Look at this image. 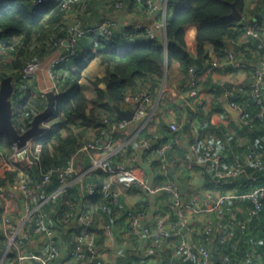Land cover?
<instances>
[{"label": "crops", "instance_id": "1", "mask_svg": "<svg viewBox=\"0 0 264 264\" xmlns=\"http://www.w3.org/2000/svg\"><path fill=\"white\" fill-rule=\"evenodd\" d=\"M156 1L162 6L167 3V0ZM242 2L243 17L240 20L242 24L263 21L264 0H242ZM139 7H133V12L128 13V8L126 11L116 10L111 0H86L82 6L74 5L68 9L67 21L69 24L79 23L81 25L106 21L117 31L116 37L120 49L126 41L134 38L127 31V26L140 19L143 9L141 10ZM152 18L153 16L147 14L144 21H150ZM197 27L198 23H189L183 27L187 51L194 59V68L198 66L197 59H199L196 52ZM158 38L161 42H165V30L158 31ZM69 47L67 40H64L63 44L45 57L44 61L54 54L66 52ZM225 47L226 53L228 50H234L238 56L246 53L248 65L243 69L233 68L228 63L226 55L223 58L219 57L213 51L212 44L207 43L206 50L210 58L207 60L199 59L201 61L200 71L203 72L199 75L201 83L197 85L196 91L193 93L188 85L190 73L184 72L177 61H167L165 53L162 76L154 73L150 76H136L126 84L123 104L121 106L114 105L115 108L117 106L124 111L130 110L133 108L131 96L139 90H147L152 98L150 106L154 113L152 117H149V125L144 130L149 134L147 137H150L155 143L170 138V134H168L170 120L176 119L179 122L182 141L179 146L174 148V151H170L171 153L166 155L168 160L166 166L161 164L155 152L148 149L149 145L143 143V139L147 137L142 138L140 136L141 131L144 130L140 128L142 121L139 119L126 120L127 124L121 128H112L108 124L106 126L104 124L101 128L93 124L81 130L83 143L92 142L96 147L91 150V158L85 156L77 161V174L89 168L93 160L111 156V159L125 166L136 164L139 173L150 176L152 183L147 189L139 184L125 188L111 173L96 170L87 174L86 176L92 179L99 178L103 174L102 181L108 182L119 193L121 208L117 210L116 214H112L107 207V203L104 202L101 188L97 192L79 191L78 202L75 205L69 204V210L66 212H61L56 204L47 205L46 209L44 208V213L49 225L55 230L61 248L60 256L56 259H47L45 262L34 258H26L25 261L19 263L14 258L17 252L13 251L10 257L13 264H183L178 256V240L169 238L157 240L151 236L134 234L128 227L123 211L126 208L143 211L141 228L153 230L156 219L164 213L170 215L173 224H176L178 218L172 195L162 188L152 192L149 191L150 188L163 186L170 180L175 181L179 186L184 187L182 190L179 188L181 200L191 206L190 200L193 196L204 200L209 193L214 196L233 194L244 187L240 179L226 180L218 176L213 164L203 160L201 153L207 142H213L217 151L223 157L222 163L225 167L231 165L236 158L244 154L245 144L249 141V138L243 131V124L246 121H243L242 118L243 107L241 104H245L244 99L246 96L248 97V84L253 69L260 65L263 59L264 40L248 36L241 30L234 38L225 40ZM89 50L95 52V47L91 46ZM213 59L218 60L220 66L210 73L204 72ZM59 65L63 82L70 71L75 69L74 62L69 58ZM107 68V63H104L99 55L93 56L81 71L80 90L89 97H96L97 90L93 86V81L97 77L106 75ZM8 76H12L17 89V75L11 74ZM207 78L209 83L203 84ZM30 83L36 84L32 91L35 95L37 93L44 94L46 106L45 92L50 84L47 73L40 72ZM62 85L64 84L62 83ZM227 86L233 87L232 90L238 93V96L235 97L236 100L232 103L225 95V91L228 89ZM240 108L242 109L240 110ZM46 123L48 127H51L62 136L67 135L64 123L58 118L50 117ZM71 127L75 133L80 131V128L75 125H71ZM102 130L111 139L112 149L105 147L99 139L98 135ZM35 139H37V136L33 138V140ZM191 142L197 144V150L194 161L189 162L185 157V153L189 150L188 145ZM259 154L262 155V152H259ZM5 158L6 155L0 152V170L6 167ZM246 176L241 179L246 180ZM13 186L9 185L8 187L9 190H13L11 196L9 194L0 195V255L6 248V242L1 231L3 217L8 215L13 221L18 222L24 210V199ZM43 192L41 194H44ZM45 192L47 193V191ZM236 196L237 194L232 197V201H229L230 198L227 199L221 210L204 209L196 211L192 208L187 209V215L191 219L185 235L186 238L192 243H202L208 246L212 254H216L218 259L223 256L219 253L223 251H220V248H224L223 244L221 246L220 240L230 238L231 230L234 229L238 221L239 223L242 222L246 215L248 207L244 204L245 200ZM81 216L87 222L82 223L79 219ZM207 220L211 221L214 227L213 233L210 235L204 233ZM107 224L110 225V232H107ZM79 229H88L96 237L100 246V251L96 256L76 259L70 254L75 243L74 232ZM28 233V237L19 244L20 252L32 251L45 259L48 254L46 236L43 234L35 235L31 231ZM255 243V241L249 242L247 240L244 245L245 250H254L255 252V248H253ZM232 251L235 252V250ZM189 264L200 263L198 260H194ZM228 264H236L234 258L229 257Z\"/></svg>", "mask_w": 264, "mask_h": 264}, {"label": "trees", "instance_id": "2", "mask_svg": "<svg viewBox=\"0 0 264 264\" xmlns=\"http://www.w3.org/2000/svg\"><path fill=\"white\" fill-rule=\"evenodd\" d=\"M230 1H235L239 9L243 11L242 0H167L165 42H161L158 37L154 39L147 38L143 30H134L133 24L127 26V31L134 38L126 41L120 49L116 37L117 31H114V35L110 40H106L94 32L80 35L76 45L77 53L70 57V60L72 59L74 62L75 69L71 70L65 81L62 82L59 72L60 65L56 68L60 93L57 96L56 108L51 117L58 118L64 123L67 135L62 136L51 127H47L37 136V140L42 145L41 157L36 165L28 169L30 179L36 182L40 180L42 173L49 167L66 163L69 156L84 144V141L81 140L82 129L93 124L102 128L104 124V126L108 124L107 120H122V116L118 114L114 105L121 106L123 104L126 84L136 76H150L153 73L162 76L165 53L167 61H177L184 72L191 74L194 69V59L187 51L183 28L186 24L198 23L196 52L200 60L210 58L206 50L207 43L212 44L213 51L219 57H225V40L234 38L241 30L245 33V23L242 24L240 20L225 16L231 11ZM60 2L61 0H46L38 5H33L30 0H0V80L11 74L17 75L18 86L13 96V121L19 132H23L31 126L32 117L45 107V97L44 94L37 93L35 95L32 92L36 84L28 83L24 88H20L18 71L28 60L39 59L43 61L53 50L63 44L64 40H68L69 25L71 23L69 24L67 21V11L71 6H82L84 0L69 4L67 9H62L59 5ZM143 5L138 0H128V13L133 12V7L138 8L140 6L141 10L144 9ZM258 22L261 24V34L259 37H253L263 39V22ZM138 33L141 36L137 35ZM91 46L95 47V52L89 50ZM95 55H99L101 60L107 63L108 68L106 75L97 77L93 81L97 96L92 98L80 90L79 79L81 71ZM202 72L200 70L196 72L198 75L197 85L201 83L199 75ZM207 79L203 84L209 83V79ZM226 88L232 90L233 87L227 86ZM236 96H238V93L232 90L227 98L232 103L236 100ZM244 100L245 104H241L243 107V121L253 117V121L243 124V131L249 138L245 145L249 144L257 154L262 152L261 160L264 164V119L261 120L257 117L256 114L260 107L250 93ZM71 125L79 127L80 131L75 133ZM102 131L98 135L99 137L102 135ZM168 134L171 137L170 127ZM140 136L145 138L149 134L144 130L141 131ZM13 146L14 142L0 133V152L7 157L12 152ZM154 146L153 144L148 149L155 152ZM170 151H174V148L168 150L166 155L171 153ZM158 159L160 160L159 157ZM220 168L224 169L227 166L225 167L221 163ZM248 170L251 171L250 168ZM261 174V178L254 184L264 185V170ZM244 176L245 174L229 179L222 178L226 180L240 179L243 182L244 187L233 193L238 195L251 187L249 185L250 179L247 176L245 177L246 180L241 179ZM16 179H18L16 171L6 167L1 168L0 193L3 189H7L9 185H14ZM102 180L103 174L99 178L93 179L85 176L82 181L84 186L80 182L74 181L66 186L62 197L56 200H47L44 208L46 209L47 205L56 204L61 212H66L69 210V204L75 205L78 202L79 191L97 192L101 185L106 182ZM89 184H92V186L88 187ZM57 185L58 182L54 177L52 182L44 189L42 196H46ZM101 194L103 195L102 192ZM104 200L111 213L113 210L117 211L121 208L120 203L118 206H113L108 203L107 199L104 198ZM230 200L232 201V197ZM244 200V204L248 208L252 207L253 203L249 198ZM47 210L49 211V209ZM88 229L85 230L88 231ZM2 237L6 241L3 234ZM247 240L256 242L253 246L255 252L254 250H245L244 245ZM220 241L221 246L223 244L226 248H220V251H223L219 253L223 256L218 259L216 254L212 255L215 260L221 261L223 264H228L229 257L234 258V261L238 264L249 254H254L255 257L264 262V198H262L258 215L251 218L245 229H241L238 221L234 229L231 230L230 238L221 239ZM207 248L209 247L207 246ZM232 250H235V252Z\"/></svg>", "mask_w": 264, "mask_h": 264}, {"label": "built area", "instance_id": "3", "mask_svg": "<svg viewBox=\"0 0 264 264\" xmlns=\"http://www.w3.org/2000/svg\"><path fill=\"white\" fill-rule=\"evenodd\" d=\"M46 0H30L33 5H38ZM80 1V0H61L59 3L62 9H67L69 4ZM86 1V0H84ZM142 5L144 4L143 14L136 20L133 24L134 30H143L144 35L149 39H154L158 37L159 30H165V16H166V5L162 6L156 0H138ZM113 7L116 10H127L128 0H111ZM147 14L153 16L150 21H144ZM155 16V17H154ZM263 30H264V19H263ZM245 33L247 35L259 37L261 24L258 21L245 23L244 26ZM114 27L108 24L106 21H101L98 23H91L88 25H81L79 23H71L69 25V38L67 40L69 49L66 52H60L59 54L52 55L47 60L31 59L26 61L18 71V78H20L19 87L24 88L28 83L37 77L40 72L47 73L50 79V84L46 91H54L58 96L60 93V88L57 82L56 68L57 66L68 60L70 57L77 53V40L82 34L88 32H94L102 36L106 40H110L114 35ZM264 32V31H263ZM137 35L141 36L140 33ZM264 39V38H263ZM226 59L228 63L233 68L243 69L248 65V60L246 58V53L238 56L234 50H228L226 53ZM220 66V62L213 59L209 62L205 68L206 73H210L212 70ZM252 77L248 84V89L250 95L259 104V111L256 114L261 120L264 119V56L260 65L254 67ZM197 77L198 75L193 70L191 71L188 85L192 92L195 93L197 88ZM232 90L227 89L225 95L231 94ZM151 95L147 90H139L131 96V103L133 105L134 114L133 118L142 121L141 129L144 130L149 125V117L153 116L154 110L150 106ZM242 108H240L241 110ZM248 121H253L251 117ZM108 125L112 128L124 127L127 124L126 119L122 120H107ZM46 128L48 124H45ZM169 127L171 129V137L160 143H155L150 137L143 139V143L147 146L155 145L154 151L160 158L162 165L166 166L168 160L166 159V152L173 149L182 141V133L180 130L179 122L176 119H172L169 122ZM38 133L35 136H38ZM31 137L23 145H17L14 143L12 152L5 158V166L13 171L17 172L18 179H16L14 188L18 191L24 199V210L19 217V221L15 222L8 215L3 217L2 223V234L6 239V248L2 255H0V264H13L10 261L11 253L13 251L17 252L14 257L19 263L25 261L26 258H34L36 260L46 261L47 259H56L61 254L60 244L56 237L55 230L49 225L47 218L44 213V204L47 200H56L64 195L66 186L74 181L80 182L82 186L84 177L98 169L104 172L113 174L117 181L125 188H130L134 184H139L144 188H149L152 183L151 177L148 175H141L139 173L136 164H129L125 166L122 163L116 162L111 159V156H106L99 160H93L92 164L85 171L77 174L76 163L85 156L92 157L91 150L96 146L92 142H87L83 144L80 148L74 151L63 165H54L46 169L40 178L34 182L30 179L28 169L33 165H36L41 157V142L37 139L33 140L35 137ZM103 142L104 146L112 149L111 139L107 133L103 130L102 135L99 137ZM151 144V145H150ZM148 146V147H149ZM188 149L185 157L189 162L194 161L195 153L197 150V144L191 142L188 145ZM202 159L210 162L217 169L216 172L218 176L223 178H234L240 175H247L250 179L249 185L251 186L249 190L242 192L237 195L238 198H249L253 205L247 208L246 218L240 222L241 229H245L247 223L252 217L257 216L261 204L262 198H264V185L254 184L261 178V173L264 170V164L261 160V155L254 152L252 147L247 144L245 152L242 157L236 158L233 163L227 168L221 169L222 155L217 151L216 145L213 142H207L202 149ZM248 168L251 169L249 172ZM58 182L56 188L49 192L46 196H42V192L48 186L53 178ZM92 186L89 184L88 187ZM159 188L164 189L170 193L173 197V204L176 208L177 222L173 224L170 220V215L164 213L156 219L155 227L153 230H148V228H141V220L144 212L141 210H134L131 208H126L123 214L127 220L129 229L136 235L139 236H151L157 240L162 238H169L178 240V256L179 260L183 264H187L194 260H198L200 264H223L221 261H217L213 258V255L207 246L203 244H195L186 238V232L188 231L190 225V217L187 215V209L192 208V210H221L226 203L227 199L234 196V194H224L220 196H214L208 194L207 198L201 200L200 198L193 196L190 200L191 206L180 198L179 185L175 181H168L163 186L157 188H150L149 191H155ZM101 190L103 197L108 200V203L113 206H118L120 203L119 193L110 186L108 182H104L101 185ZM13 190L3 189L0 195L9 194L12 195ZM117 211H112V214H116ZM82 223L87 222L82 216L79 218ZM107 232H110V225H106ZM213 225L211 221L207 220L204 226L205 234L213 233ZM29 231L33 234H43L47 238L48 242V254L45 259H42L39 255L32 251L27 253L20 252L19 244L20 242L28 237ZM75 243L71 250V255L76 259H86L88 257L96 256L100 251V246L96 237L86 231L85 229H80L74 232ZM238 264H264V262L254 254H249Z\"/></svg>", "mask_w": 264, "mask_h": 264}, {"label": "water", "instance_id": "4", "mask_svg": "<svg viewBox=\"0 0 264 264\" xmlns=\"http://www.w3.org/2000/svg\"><path fill=\"white\" fill-rule=\"evenodd\" d=\"M231 11L225 15L228 18L236 20L242 19V11L237 6L235 1H230ZM198 66L194 68V72H197L201 68V61L197 59ZM16 90V82L13 81L12 76H5L0 80V133L9 137L17 145H23L28 139L43 132L46 129V121L52 116L56 108L57 95L54 91H46L45 96L47 98L46 106L43 110L35 114L31 120V126L19 132L13 121V95ZM117 112L126 120H132L134 109L127 111L121 110L116 106ZM233 113L232 110H230ZM182 190L184 187L179 186Z\"/></svg>", "mask_w": 264, "mask_h": 264}, {"label": "rangeland", "instance_id": "5", "mask_svg": "<svg viewBox=\"0 0 264 264\" xmlns=\"http://www.w3.org/2000/svg\"><path fill=\"white\" fill-rule=\"evenodd\" d=\"M243 17V16H242Z\"/></svg>", "mask_w": 264, "mask_h": 264}]
</instances>
